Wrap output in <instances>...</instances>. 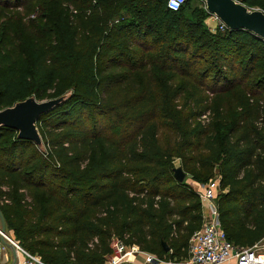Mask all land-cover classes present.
<instances>
[{"label": "trees", "instance_id": "trees-1", "mask_svg": "<svg viewBox=\"0 0 264 264\" xmlns=\"http://www.w3.org/2000/svg\"><path fill=\"white\" fill-rule=\"evenodd\" d=\"M29 1L41 12L0 35V109L69 93L35 120L43 148L0 126L6 233L49 264H106L114 239L184 260L202 208L178 159L218 176L227 240L264 238V39L207 29L191 0Z\"/></svg>", "mask_w": 264, "mask_h": 264}, {"label": "built area", "instance_id": "built-area-1", "mask_svg": "<svg viewBox=\"0 0 264 264\" xmlns=\"http://www.w3.org/2000/svg\"><path fill=\"white\" fill-rule=\"evenodd\" d=\"M183 2L184 0H166V7L171 10H176ZM216 26L219 29L227 28L223 23L216 24ZM193 187L200 198L201 208L208 205L210 208L208 213H202L201 226L189 239L188 257L181 260V263L224 264L230 259H234L236 264H264V238L252 246L239 247L224 237L214 201L219 191L218 176L215 175L205 183L196 182ZM9 239L13 243L16 251L23 257L21 264H49L37 254H33L21 247L12 238L9 237ZM112 245L117 251H120L125 246L118 239H114ZM132 247L134 246L132 245ZM124 255L125 253L122 252L118 256H108L106 264H118ZM151 257L152 255L147 254L146 260L150 261ZM0 264H2L1 259ZM16 264L19 263L17 262Z\"/></svg>", "mask_w": 264, "mask_h": 264}, {"label": "water", "instance_id": "water-1", "mask_svg": "<svg viewBox=\"0 0 264 264\" xmlns=\"http://www.w3.org/2000/svg\"><path fill=\"white\" fill-rule=\"evenodd\" d=\"M207 12L216 17L217 24L223 23L228 29L242 28L251 31L264 39V10L248 6L240 0H201ZM69 91L58 97L37 100L32 95L15 101L12 105L0 109V126H9L17 131V137L30 139L43 148L41 137L35 125L36 118L48 111L54 105L64 100ZM173 175L182 181L186 175L180 165L172 167ZM0 241L11 252L9 264L16 263V249L6 233L5 223L0 211ZM162 246L168 250V245L162 241ZM157 258L152 255L151 261Z\"/></svg>", "mask_w": 264, "mask_h": 264}, {"label": "rangeland", "instance_id": "rangeland-1", "mask_svg": "<svg viewBox=\"0 0 264 264\" xmlns=\"http://www.w3.org/2000/svg\"><path fill=\"white\" fill-rule=\"evenodd\" d=\"M191 2H192V4H199L201 7H204L203 2L201 0H191ZM29 4H30L29 0L26 1L25 3L21 4V5H17V6L0 4V35H2L4 37L8 36L10 33L14 32L16 27L21 25L20 24L21 21L32 19L35 17V14L37 12H39V11L41 12V9H40L41 3H38L36 5L39 8L38 7L36 8V6L32 7ZM55 13H56L55 8L50 7L49 12H45V16L46 17H50V16L54 17ZM204 23H205L207 29H210L211 31H214L217 28L216 17L213 16L212 14L209 15L204 20ZM18 30H19V27H18ZM220 31H223V29H220ZM195 38H196V36L193 37V39H195ZM197 43H199V42H197ZM198 62H199V60H198ZM197 65L200 66L199 64H196L195 66H197ZM200 69H201V67L198 68L199 71H200ZM178 163H179L178 159H175L174 165H178ZM185 179L190 183L195 182L189 178L188 174L185 175ZM8 236L10 238H12L9 234H8ZM0 244H1V249L6 248V246H4L1 243V241H0ZM115 252H116V250L113 251V253H115ZM117 255H118V251H117ZM0 259L2 260V257ZM2 264H3V261H2Z\"/></svg>", "mask_w": 264, "mask_h": 264}, {"label": "crops", "instance_id": "crops-1", "mask_svg": "<svg viewBox=\"0 0 264 264\" xmlns=\"http://www.w3.org/2000/svg\"><path fill=\"white\" fill-rule=\"evenodd\" d=\"M191 183H192V185H194L196 182H194V183L191 182ZM209 208H210L209 205L204 207V208L202 207V213L203 214L208 213ZM133 246L134 247H132V246H124L120 251H118V255L121 254L122 252L125 253V255L123 256V258L121 259V261L118 264H183V263H181L182 261H169V260H161V259H158V258H157L156 261H151V260L147 261L146 260V255L147 254L152 255V254L146 253L145 251L139 250L136 245H133ZM129 249H132V250L129 251L128 254H126L127 250H129ZM135 249H137V250H135ZM114 250H116V252L115 253L112 252L109 255L110 257L118 256L117 255V249H115L113 247V251ZM16 255H17L16 263L18 262L19 264H21L22 259H23L22 255L19 252H17V251H16ZM1 257H2L3 264H9L10 263V261H11V252H10V249L8 247L1 249L0 258ZM224 264H236V263H235L234 259H230L229 261H227Z\"/></svg>", "mask_w": 264, "mask_h": 264}, {"label": "bare ground", "instance_id": "bare-ground-1", "mask_svg": "<svg viewBox=\"0 0 264 264\" xmlns=\"http://www.w3.org/2000/svg\"><path fill=\"white\" fill-rule=\"evenodd\" d=\"M129 251H131V250H130V249H129V250H127L126 254H128V253H129Z\"/></svg>", "mask_w": 264, "mask_h": 264}]
</instances>
